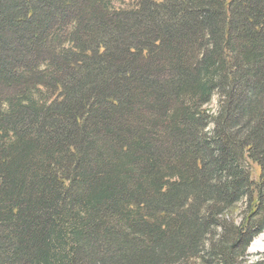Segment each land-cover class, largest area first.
Returning a JSON list of instances; mask_svg holds the SVG:
<instances>
[{"label": "trees", "instance_id": "16d2710c", "mask_svg": "<svg viewBox=\"0 0 264 264\" xmlns=\"http://www.w3.org/2000/svg\"><path fill=\"white\" fill-rule=\"evenodd\" d=\"M263 232L264 0H0V264H264Z\"/></svg>", "mask_w": 264, "mask_h": 264}, {"label": "rangeland", "instance_id": "374dc122", "mask_svg": "<svg viewBox=\"0 0 264 264\" xmlns=\"http://www.w3.org/2000/svg\"><path fill=\"white\" fill-rule=\"evenodd\" d=\"M126 1L127 0H112V3L114 8H117L122 4V2ZM216 106L217 98L213 97L208 108L211 112H215ZM248 168L250 169L251 180L257 182L259 177V167L255 163L248 162ZM238 214H240V208L237 205V208L233 211V218L236 221L239 219ZM262 256H264V232L252 240L248 247L247 256L245 257V260L248 262H254L260 259ZM195 264L198 263L196 262Z\"/></svg>", "mask_w": 264, "mask_h": 264}]
</instances>
